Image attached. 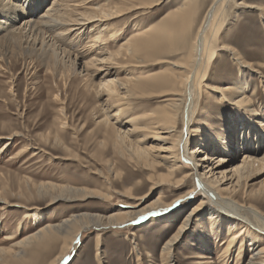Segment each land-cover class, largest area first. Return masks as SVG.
<instances>
[{
  "label": "rangeland",
  "instance_id": "obj_1",
  "mask_svg": "<svg viewBox=\"0 0 264 264\" xmlns=\"http://www.w3.org/2000/svg\"><path fill=\"white\" fill-rule=\"evenodd\" d=\"M9 1L20 4V13L23 14L7 29L8 22H1L6 18L0 15V23L4 26L0 27V38L13 29L19 34L24 21L44 14L54 0ZM98 1L101 5L108 2ZM115 1L118 6L125 4L123 0ZM183 1L163 0L151 8L136 9L105 21L103 26L106 25L108 30L101 40L106 39L107 52L117 50L132 37L149 38L145 32L161 21L166 10ZM99 4L90 5L97 7ZM211 4L212 0H205L179 49L170 47L157 59L149 50L150 44L141 41L142 51L138 56L144 63L139 65L134 62L138 61L136 58L121 57L118 72L111 73L112 77L125 82L129 77L159 76L163 68L169 67L168 62L178 61L187 55L192 38ZM257 5L264 7V0H232L226 6L225 22L219 35L221 42L230 47L220 46L217 50V57L207 69L206 87L200 90L199 95L196 93L191 125L199 131L197 134H185L182 138L179 163L185 168L171 177V182H160L168 174L165 168L152 171L143 165L142 159L135 160V151L131 160L127 157L128 152L124 150L122 156L114 147L116 135L126 134L127 145L140 140V148L152 150L154 155L160 152L161 147L164 150L171 148L173 144L168 133L160 130L158 138L165 140L155 139L152 134L145 137L144 132H134L130 122L131 118H137L139 123H149L151 112L162 108L169 96H164L159 88L152 91L148 86L150 83L143 89L130 87L128 92L122 85L121 91L126 93L123 99L107 94L102 86L98 87L104 81L101 80L104 72L96 74L94 66L84 64L97 55V50H90L89 46L93 44L91 40L99 35L98 30H75L59 39L49 32L42 34L45 42L56 48L58 56L55 58H45L36 49L30 51L34 49L31 47L34 36L31 42L20 34L16 39L9 37L8 41H0V195L7 200H0V249H3L0 251V264H20L8 251L15 247V243L45 226L59 224L72 214L91 212L107 217L116 210L134 209L133 206L140 203L142 207L151 205L158 197L167 204L172 202L166 209L168 213L155 217L141 214L132 223L122 226L84 230L60 264H165L162 249L182 221L188 219L189 225L173 246L174 264L248 263L252 251L249 237L239 238L237 242V246H243L244 250L235 249L228 256H222L228 239L226 224H215L214 228L222 230L218 236L209 234L210 211L216 210L230 216L231 220H238L232 210L218 199H211L204 207H199L197 214L191 211L203 199L200 186L208 183L204 173L218 166L220 160H227L217 169L231 178L225 181L224 186H227L239 179L240 174L232 178L233 170L243 165L246 156L264 158V138L256 136L259 128L249 129L253 121L264 129V12L261 14V10L255 7ZM36 7L38 10L35 12ZM28 28L22 31L26 33ZM110 29L118 30L116 39L109 38ZM207 34L209 36V31ZM43 36H37L36 48L40 47ZM233 50L252 64L253 69L241 67L233 56ZM237 84L239 91L247 87L246 94L241 96L251 99L247 115H243L240 106L229 100L231 93L227 89L236 88ZM106 117L108 121H105ZM184 130L181 114L173 133L181 134ZM225 145L231 152L223 149ZM201 150L208 157V161H201L205 163L206 170L194 164L199 162V155H203L199 152ZM167 152L162 151L161 155ZM187 172L190 176L179 187L175 186V180L186 176ZM246 172L237 185L239 193L232 194L230 200L243 205L244 211L254 206L264 217V196L255 200L247 195L249 190L259 189L264 184V168L249 176L251 172ZM124 178L126 183L121 185ZM35 184L70 186L95 193L80 199L64 200L52 198L50 193L40 194ZM128 188L133 189V198L124 194ZM188 192L190 194L186 195ZM106 194L110 197H105ZM180 196L185 197L175 201ZM35 214L40 216L37 224L34 222ZM248 218L252 219L250 215ZM19 225L22 228L18 231ZM200 235L209 241L207 245L198 240ZM251 238L264 246V236ZM62 245V240H56L43 247L44 250L29 264H49L60 253Z\"/></svg>",
  "mask_w": 264,
  "mask_h": 264
},
{
  "label": "bare ground",
  "instance_id": "obj_2",
  "mask_svg": "<svg viewBox=\"0 0 264 264\" xmlns=\"http://www.w3.org/2000/svg\"><path fill=\"white\" fill-rule=\"evenodd\" d=\"M107 1L108 2L106 4H103V6L99 4L98 0H54V4L52 3L44 14L35 19L33 18L32 20L30 19L29 21H24L25 24L23 25L19 33L20 37H22L23 39L25 38L27 42H31L33 41L31 37L34 36V41L31 44V47H34V49L30 51H34L36 49L35 51L39 50L40 52H42L45 58H55L54 56L57 55V50L55 47H53L52 44L45 42L46 39L43 36L44 34L49 32L52 34V37L59 39L62 38L63 35H68L75 30H86L87 28L98 30L97 33L99 35L96 36L95 39L91 40L93 44L92 46H89L91 47L90 50H92V48L97 50V55L84 63L87 66H94L96 74L104 72V76L101 77V80L104 81L100 82L98 87L102 86V88H104V92H107V94H112L117 98L119 97L123 99V97L126 98V93L124 92L123 94V92L121 91L122 88H126L127 91H125L128 92L130 91V87L143 89L144 87L147 88V84L150 83L148 86L150 89H152V91L156 88H159V92L164 93V96H169L162 108L151 112L152 117L149 123H139L137 121V118H131L130 122L133 123V131L136 133L144 132L145 134L143 135L145 137H147L148 134H152L154 135L155 139L165 140L166 138H158L161 135L160 130L168 133V135H171L172 139L173 146L171 148H169L168 150H164L165 148L163 149L161 147L159 150L157 149L160 152L154 155V153H152V150H147V148H140V146L138 145V143H141L140 140L135 142L134 144L131 142L127 145L125 138L126 134L124 136L120 134L116 135L114 147L119 153H121L122 156L124 155V150L128 152L127 157H129L131 160L133 159L132 157L133 154H135V151V160L140 161V159H142L144 161L143 165L152 171L159 168H165L168 171V174L166 177H163L160 182H171L173 180V178L171 179V177L178 175L179 173H181V169L185 168L184 165L179 163L181 154V148L179 147V145L182 138L185 134H197V132L199 131L196 126L191 125L192 117L195 111L193 101L196 97V93H200V90L206 87L204 81L206 79L207 69L212 61H214V59L217 57V50L220 48V46H224L225 48L230 47L226 43L221 42L219 34L225 22L226 6L228 5V2L232 0H212L211 6L201 20L199 27L192 38L190 50L187 48V55H185L178 61L168 62L169 67L163 68V70L160 71L159 76L148 75L129 77L125 82H122L117 78H113L111 73L118 72L117 68L120 67L119 58L121 57L136 58L138 59V61L134 62L139 63V65L141 63H144V60L138 56V52L142 51L141 47L143 43L140 42L144 41L145 38L141 37L142 39H140V37H132L129 40H124L125 42H123L117 50L107 52V48L105 45L106 41L104 42V40L106 39L101 40V37L103 36L104 32L106 33L108 27L106 25L104 27L103 24L106 23L105 21H111L112 19L119 17L127 12L141 8H151L155 5H158L163 0H123L125 4L122 6H118V3L115 0V2L113 0ZM38 3L40 2L38 1ZM94 3H97L99 5L97 7H95L94 5H90ZM204 3L205 0H184L180 5H176L173 8L166 10L161 21L156 24V26L151 27L150 30L145 32L144 35H149V38H147L145 41L150 44L151 49L149 50L152 54H155L154 58L160 59V54H162L163 51L170 47L178 49L180 48L185 34L191 29L193 22L198 16L197 13L200 11ZM240 4H243V2H240ZM255 7L261 10V14H263L264 7H262L261 5H257ZM21 10L22 6L20 4L11 3L9 0H0V15L3 18H6L1 22L9 23H7L8 26H6V29L9 27V25H11V23H13V21H15L20 15L23 14L20 13ZM37 10L38 7L35 8V12ZM2 26L3 25H1L0 23V27ZM102 27L104 28L102 29ZM2 28H4V26ZM26 28H28V31L24 33L22 30H26ZM15 31L16 30L14 29L9 30L6 35L0 38V41H8L9 37H11V39H16L19 34L16 33L17 31ZM208 31L209 36L207 34ZM109 33V38L112 39H116L119 34L118 30L116 31L111 29ZM39 35L43 36V40H41L40 47L36 48L35 46L37 45L38 41L37 36ZM105 53L107 55L103 56V54ZM145 53L148 54V52ZM233 53V56L238 60V63L241 67L246 66V68H249L251 70L253 69V65L246 62L237 51L233 50ZM33 55L35 54L33 53ZM108 75L111 77H109ZM151 79L153 81L148 82V80ZM227 90L231 93V95L229 96V100L240 106V111L241 113H243V115H247V110L249 108V102L251 101V99L249 96H241L242 93L243 95L246 94L247 87L243 88L242 91H239V86L237 84L236 88H228ZM181 114L185 123V130L182 131L181 134H176V132H173L175 131L177 120ZM107 118L108 117L104 118L105 121H108ZM117 120L119 119L117 118ZM112 128L114 127L112 126ZM250 128L257 130L259 128V132L256 134V136L258 137V139L262 137L264 138V129H260L258 123L253 121L250 124L249 129ZM223 149H225L227 153L231 152L226 145L225 147H223ZM162 151L168 152L164 155H161ZM199 152L203 155H199V159L197 160L199 162H194V164L197 168L202 167L206 170L207 167H204L205 163H202L201 161H208V157L206 155V152H203L202 150ZM158 159L161 160L158 161ZM226 161L227 160L223 158L222 160H220L219 164H217L218 166H215V168L212 167L209 171H206V173H204L205 178L208 180V183L200 186L199 191L204 194L203 199L197 206L193 208L191 213L194 214V212L196 211L195 214H197V210L201 207H204L205 203L208 200L218 199L224 206L232 210L238 217V220H231L230 216H224L221 213L216 212V210L210 211L209 226L211 227V233L209 232V234H216L218 236V232L222 231L218 228H214L216 223H225L227 226L226 235L228 234V239H226L225 241L226 247L222 252V256H228V253L232 252L235 249H241V251L244 250L243 246H237V242L239 238H242L244 240V238L249 237V240L252 241L250 243V248L252 251L247 264H264V246L262 247L260 244H258V241H253L251 238V236H253L254 239H257L259 236H264V217L262 213L258 208L254 206L249 207L250 205L248 206L249 208L246 207L247 210L245 209L244 211V209L242 210L243 205L239 203L236 204L237 202L230 200L232 194L235 195L239 193L237 185L240 181L241 175L244 176V171L246 170L247 174L251 172L250 174H248V176L252 175L256 171H261L264 168V158L258 159L257 156H246V158L243 160V165L237 166L233 170V179L236 174H240V176H238L239 179L237 180V182L234 184V181H231L229 185L224 186V184L227 183L225 181H228L231 178H228V175L223 171L218 172L217 169L222 167L226 163ZM189 176L190 174L188 173L186 176L175 180V186L179 187L184 182L183 180H186V178ZM125 181L126 180L124 178L121 182V185L123 183L125 184ZM35 185L38 189L37 192H39L40 194L50 193L49 195H51L52 198H59L64 200H72L75 198L80 199L89 195H93L95 193V191L70 186L59 187L53 184ZM132 190V188H128L125 190L124 194L133 198ZM193 191L194 190H192L191 192ZM225 192L228 194L224 195L223 193ZM188 194H190V192H188L186 195ZM247 195L248 197L255 200L260 199L264 196V184L259 189L249 190V193ZM105 197L109 198L110 194H106ZM183 197L185 196H180L175 201H177L178 199H182ZM1 199L7 202L4 195H0V200ZM170 205H172V202L167 204L162 201V198L158 197L157 200L151 205L142 207V203H140L133 206L134 209L116 210L107 217L91 212L72 214L69 217L63 219L59 224H50L41 228L35 233L27 235L21 241L15 243V247L9 249L8 251L15 259H18V263L29 264L32 259L37 257L39 252L44 250L43 247L50 245L56 240H62L63 245L60 253H58L49 263L60 264L66 254L74 247L75 241L78 240L79 235L84 230H88L91 228L100 229L109 225L122 226L128 223H132L141 214L147 217H155L157 215L163 216V214L169 212V210L166 209ZM157 208H159V210H155ZM249 215L252 217V219L248 218ZM39 221L40 216L38 214H35L34 222L37 224V222ZM188 225L189 219L188 221H182L181 226L179 227L177 232L162 249V255L165 257L166 261L165 264H174V243L179 240V238L182 236V232ZM20 228L22 227L19 225L18 231L20 230ZM198 240L202 242L203 245H207V242H209L206 238L204 239L202 235L199 236ZM2 250L3 249H0V251Z\"/></svg>",
  "mask_w": 264,
  "mask_h": 264
}]
</instances>
